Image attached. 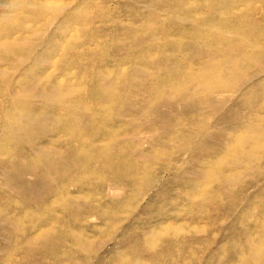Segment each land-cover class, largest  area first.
I'll return each mask as SVG.
<instances>
[{"label": "rangeland", "instance_id": "1", "mask_svg": "<svg viewBox=\"0 0 264 264\" xmlns=\"http://www.w3.org/2000/svg\"><path fill=\"white\" fill-rule=\"evenodd\" d=\"M7 40L0 264H264V0H0Z\"/></svg>", "mask_w": 264, "mask_h": 264}, {"label": "bare ground", "instance_id": "2", "mask_svg": "<svg viewBox=\"0 0 264 264\" xmlns=\"http://www.w3.org/2000/svg\"><path fill=\"white\" fill-rule=\"evenodd\" d=\"M3 39V38H2ZM11 40H7V41H4V42H1L0 44V49H3L5 48L6 50H12V42H10ZM2 132V131H1ZM3 133V132H2Z\"/></svg>", "mask_w": 264, "mask_h": 264}]
</instances>
